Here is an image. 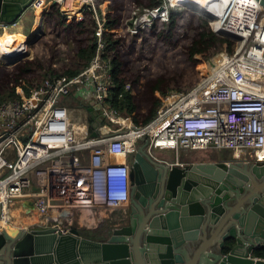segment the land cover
<instances>
[{
    "label": "built area",
    "instance_id": "built-area-1",
    "mask_svg": "<svg viewBox=\"0 0 264 264\" xmlns=\"http://www.w3.org/2000/svg\"><path fill=\"white\" fill-rule=\"evenodd\" d=\"M53 5L67 19L82 20L86 10L93 14L95 54L76 76L45 78L28 94L17 90V100L0 102V233L12 224L9 210L18 201L26 203V214L33 209L42 218L34 225L59 235L74 228L78 212L125 209L128 158L140 139L147 140L146 152L154 160V150L171 151L176 158L182 152L216 150L230 152L234 161L264 164V3L213 0L204 15L193 11L215 35L234 41L233 52L218 53L198 66L196 84L165 95L154 119L143 127L110 103L111 64L102 40L104 33H112L104 26L106 7L97 8L94 0H32L28 10L42 18ZM180 9L186 8L169 0L152 10L135 8L125 32L136 35L155 21L167 22L169 13ZM146 15L151 20H144ZM16 24L0 22L4 43L5 30ZM123 91L130 92V86ZM69 98L78 102L82 115L73 116L75 109L65 103ZM88 108L104 119L96 137L91 136ZM74 121L86 126L79 141ZM253 259L264 263V255Z\"/></svg>",
    "mask_w": 264,
    "mask_h": 264
},
{
    "label": "water",
    "instance_id": "water-1",
    "mask_svg": "<svg viewBox=\"0 0 264 264\" xmlns=\"http://www.w3.org/2000/svg\"><path fill=\"white\" fill-rule=\"evenodd\" d=\"M31 2L0 0V22L15 25ZM87 112L96 137L104 119L93 108ZM140 142L131 156L124 225L112 219L90 233L73 228L67 235L6 225L0 264H264L253 259L264 249V164L223 159L170 165L146 152L147 140Z\"/></svg>",
    "mask_w": 264,
    "mask_h": 264
},
{
    "label": "trees",
    "instance_id": "trees-1",
    "mask_svg": "<svg viewBox=\"0 0 264 264\" xmlns=\"http://www.w3.org/2000/svg\"><path fill=\"white\" fill-rule=\"evenodd\" d=\"M163 0H94L98 6L106 4L105 28L112 33H104V58L110 61V76L113 84L110 103L120 114L131 119L133 124L143 127L149 124L159 109L162 98L169 92H186L198 81L196 68L205 64L214 55L233 52L234 41L227 37L215 35L207 21L201 16L188 12L173 10L169 13L167 22L155 21L150 28L139 31L136 35L125 32V22L135 8L152 10L159 7ZM43 20L51 35L57 39L60 36L70 41L71 49L67 52V62L53 65V60L47 55L36 52L31 59L28 51H23L11 63L22 60L11 67L4 66L0 61V102L17 100V90L28 94L38 87L45 78H72L87 67L95 54L96 24L93 14L84 11L83 19H67L62 16L56 5L50 7ZM57 31V32H55ZM53 33V34H52ZM16 34H6L5 39L11 42L6 48L11 56ZM44 40V39H43ZM58 46V44H56ZM160 48L170 50L184 57L181 67L166 66L155 75L149 74V67L144 62L141 66L140 57L136 56L145 48ZM35 45L32 46V49ZM52 56V53L50 54ZM51 58V59H50ZM125 85L131 91L124 92ZM122 95L119 99L118 96ZM264 255V249L256 251L254 256Z\"/></svg>",
    "mask_w": 264,
    "mask_h": 264
},
{
    "label": "rangeland",
    "instance_id": "rangeland-1",
    "mask_svg": "<svg viewBox=\"0 0 264 264\" xmlns=\"http://www.w3.org/2000/svg\"><path fill=\"white\" fill-rule=\"evenodd\" d=\"M103 5H104V8H105L106 4H103ZM178 11H188V12L194 13L193 11H189L187 9H180ZM38 19H40L39 35L37 37V40L35 42H33L30 47L24 48L23 51H28L30 54H29V57L24 58L22 60L33 58L34 54H35V49H36V52L40 56H41V54H43V55H47L48 57H51L52 60H53L52 61L53 65H56L58 67V65L67 62V58H68V56H67L68 53L67 52H69L70 49H71L70 41L67 42L68 46L65 47V44H64L65 40L63 39L62 36H60V38H59V40L62 41V43L57 42L58 41L57 39L49 38L51 33H49V30H48L43 18L42 19L39 18V15L35 14V12L33 10H30V9L28 11H26L17 20L16 26L17 27H22V32L24 34H26V35H30L31 34L30 32H31V30L33 28V25H34V20H35V26H36V24L38 23ZM16 26L15 27H10L9 30H11V34H9V35L12 36L14 34V32L17 30ZM34 29L35 28H33L32 32H34ZM55 32H57V31H55ZM56 44H58V46ZM33 45H35L34 49H32ZM23 51H21V53ZM51 53H52V56H50ZM136 56L140 57L141 66H144L145 65L144 62H145L146 65L149 67V70H148L149 74H145V75H155L159 70H161L162 68H164L166 66L181 67L183 65V62H182L181 59L183 58V60H184V57L180 56L176 52H172L170 50H162V49L157 48V47L145 48L141 53H137ZM10 59H11V62H12L14 60L13 56H10L9 60ZM22 60H20V61H22ZM20 61H18V62H20ZM203 65L204 64H202L201 66H203ZM199 71H200V68L197 67L196 68L197 76H199V74H200ZM65 103L71 109H75V111L73 113L74 117L76 115H79V116L82 115L81 108H77V105H78L77 101L73 100L72 98H69V99H67L65 101ZM108 128L111 129V130H117V128H115V127H108ZM142 144H143V142H140L138 144V147H140ZM157 152L167 154L168 152H171V151L154 150L152 153L156 154ZM203 152H208V153H211V154H214V155H219L221 158H227V157L230 156V152H228V151H220V152H218L216 150H209V151H203ZM200 153L201 152H199V151H187V152H182L181 154H186V156H197ZM82 212L83 211L78 212L76 214L75 222H74V228L85 230L86 227H84V226L82 227V225H80V223H79V219H80V217L82 215ZM102 212L104 213V211H102ZM31 213H32V211L30 210V212L28 214H31ZM35 214H36L38 220H37L36 223H33V224L42 223V218L36 212H35ZM33 224H31V225H33Z\"/></svg>",
    "mask_w": 264,
    "mask_h": 264
},
{
    "label": "bare ground",
    "instance_id": "bare-ground-1",
    "mask_svg": "<svg viewBox=\"0 0 264 264\" xmlns=\"http://www.w3.org/2000/svg\"><path fill=\"white\" fill-rule=\"evenodd\" d=\"M169 1L173 5H177L181 8H186V9L192 10L198 14L204 15L205 11L210 10L209 5L213 0H169ZM39 18H40V15H39ZM33 28H35L34 32H32ZM33 28L30 32L31 34L26 35L22 32V27L16 26L17 30L14 32L16 34V39L13 42V46L15 48H17V50L13 55V59H15L21 53V51L24 50V48L29 47L28 46L29 42H31V40L35 36L39 35L40 19H38V23L36 24V26H35V20H34ZM1 52L3 53V51H1ZM8 57H10V56H8ZM72 126H73L74 131H77L75 138L77 141H79L81 139L80 137L85 132L86 126L82 123H80L79 125L77 123H75V124L72 123ZM127 126H129V124H127ZM22 210L23 209H21L20 207L12 209L11 211L9 210V215L12 218V220H11L12 224L20 223L23 228H25V227L27 228L28 225H31V224L37 222L38 219H37V216H36L34 211H32L31 214H25ZM94 212H96V211L94 210ZM98 220H99V217H96L95 214H93L92 212L85 210L82 212V215L79 219V223H80V225H82V227L84 226L86 228H91V227L93 228V226L98 222Z\"/></svg>",
    "mask_w": 264,
    "mask_h": 264
},
{
    "label": "crops",
    "instance_id": "crops-1",
    "mask_svg": "<svg viewBox=\"0 0 264 264\" xmlns=\"http://www.w3.org/2000/svg\"><path fill=\"white\" fill-rule=\"evenodd\" d=\"M9 29H10V27L7 30H5V36H6V34H11V30H9ZM34 31H35V29H34ZM4 39H5V37H4ZM6 42H7V40H6ZM5 44H8L10 46L11 42L4 43L2 37L0 36V58L2 60H4L5 62L11 63V59L9 60V57H8V56H10V53L8 52V49L5 48L3 50L2 46H1V45L4 46ZM13 48H14V50H11V56H13L14 53L16 52V50H17V48H15L14 46H13ZM1 51H3V53ZM72 123H74V124L77 123L78 125L80 124V122H76V121H74ZM74 132H75V135H76L77 131H74ZM80 138H82V136ZM153 155L156 158V160H158V161H165V162H167L170 165L174 164V163H177L179 166H184V165L189 164V163H191L193 161H209V162H213V161H219V160H223V159H230V156L227 157V158H221L219 155H214V154H211V153H208V152H201L197 156H186V154H181L180 153L178 158H176L175 155L172 152H168L167 154L157 152L156 154L154 153ZM26 206L27 205H26V203L24 201H18L16 204H14L13 209H15L17 207H20L21 209H23L22 211L25 213L26 212L25 211L26 210ZM127 208L128 207H126V209H123V210H121L120 212H117V213L110 212V211H104V210H99L100 212L98 210H95L96 212H94L93 210H86V211H90L93 214H95L96 217H99V220L93 226V228L92 227L91 228H85V230H88L89 232L93 231L101 223H104L106 221H110L112 219H114L116 221L115 222L116 225L119 224L118 221L120 219H124V222H123V225H124L126 223L125 218H126L127 214H125V213H127V211H128ZM31 211H34V210L31 209ZM101 211H104V213L102 214ZM29 226H34V224L33 225H29ZM29 226H27V228Z\"/></svg>",
    "mask_w": 264,
    "mask_h": 264
},
{
    "label": "flooded vegetation",
    "instance_id": "flooded-vegetation-1",
    "mask_svg": "<svg viewBox=\"0 0 264 264\" xmlns=\"http://www.w3.org/2000/svg\"><path fill=\"white\" fill-rule=\"evenodd\" d=\"M128 162L130 163L131 162V157H129L128 158ZM130 205H131V198H130V196H129V201H128V205H127V207L129 208L130 207ZM127 208V209H128ZM126 209V208H125ZM121 210H119V211H114L115 213H117V212H120ZM119 222H120V220H119ZM123 225V222H121V223H119V224H117V226H122ZM84 231V233H90L88 230H83Z\"/></svg>",
    "mask_w": 264,
    "mask_h": 264
}]
</instances>
